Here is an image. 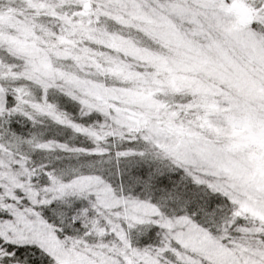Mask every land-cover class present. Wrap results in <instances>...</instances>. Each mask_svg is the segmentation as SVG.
<instances>
[{
	"label": "snow or ice",
	"instance_id": "obj_1",
	"mask_svg": "<svg viewBox=\"0 0 264 264\" xmlns=\"http://www.w3.org/2000/svg\"><path fill=\"white\" fill-rule=\"evenodd\" d=\"M0 264H264V0H0Z\"/></svg>",
	"mask_w": 264,
	"mask_h": 264
}]
</instances>
